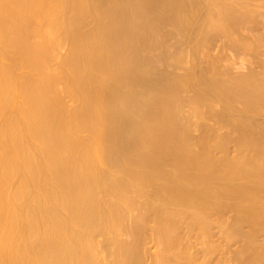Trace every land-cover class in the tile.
Here are the masks:
<instances>
[{
  "label": "bare ground",
  "instance_id": "obj_1",
  "mask_svg": "<svg viewBox=\"0 0 264 264\" xmlns=\"http://www.w3.org/2000/svg\"><path fill=\"white\" fill-rule=\"evenodd\" d=\"M0 264H264V0H0Z\"/></svg>",
  "mask_w": 264,
  "mask_h": 264
}]
</instances>
